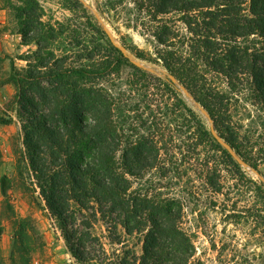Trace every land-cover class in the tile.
<instances>
[{"label":"trees","instance_id":"trees-1","mask_svg":"<svg viewBox=\"0 0 264 264\" xmlns=\"http://www.w3.org/2000/svg\"><path fill=\"white\" fill-rule=\"evenodd\" d=\"M138 2L140 10L145 11L154 25L161 27L155 34L159 44L175 50L162 58L169 72L163 79L142 74L144 70L113 44L100 25L95 26L93 32L106 42L109 54L99 44L88 56L98 55L97 69L70 67L65 58H58L51 51L57 35L53 27L44 23L45 13L40 3L20 0L21 7L12 5L17 12L23 44L34 43L38 47L33 67L30 65V69L21 72L13 65V72L1 83L16 88L17 105L25 121V150L17 160L18 180L24 186V172H29L68 249L79 261L91 260L85 245L88 239H95L89 230L95 221L103 219L115 228L121 226L129 235L145 234L141 264H194L195 246L181 226L182 209L178 203L133 192L131 178L141 179L145 171L160 162L165 151L159 137L163 133L155 126L146 135L140 134L135 126L127 128L124 117H121L123 122L117 116L118 113L124 115L122 102L95 83L111 75L115 63V67L129 65L141 74L142 79L137 81H143L142 87L149 93L159 85L181 95V85L209 114L219 138L239 153L235 145L238 133L226 95L200 69V58L202 55L207 59L217 58L212 67L228 78L239 70L250 71L264 99V0ZM171 14H178L189 35L167 26L174 23L165 20ZM65 32L64 29L59 31ZM252 36L259 38L262 48L249 54V48L241 49L239 44ZM178 41L183 43L179 50L175 45ZM186 47L188 50L184 53ZM0 62H3L1 58ZM170 75L179 85L171 81ZM188 110L197 129L196 143L207 137L223 147L204 117ZM12 122L10 117L0 114V126ZM244 161L250 165L248 160ZM14 181L3 178L1 189L5 198L14 187ZM79 221L88 232L78 230ZM15 224L10 264H31L34 253L42 247L38 229L31 218H16ZM0 264L7 263L0 257Z\"/></svg>","mask_w":264,"mask_h":264},{"label":"rangeland","instance_id":"rangeland-1","mask_svg":"<svg viewBox=\"0 0 264 264\" xmlns=\"http://www.w3.org/2000/svg\"><path fill=\"white\" fill-rule=\"evenodd\" d=\"M37 1L45 13L44 23L56 31L51 51L58 58H65L68 66L98 68L100 59L96 53L95 58L88 57L93 54L91 51L99 44L106 52L109 50L93 28L107 25L114 38L113 44L124 48L131 61L134 59L143 65L142 74L158 77V80L169 75L162 58L175 50L159 44L155 34L161 27L154 25L145 11L140 10L138 0ZM12 5L22 6L20 0H0V58L3 60L0 62V114L13 120L10 125L0 126V257L10 264L15 219L31 218L38 229L39 244L42 242L31 264H141L145 234L129 235L121 226L115 228L103 219L95 221L89 230L95 239H88L85 245L91 260H77L47 211L29 172H24V186L18 180L17 160L25 150V121L17 105L16 88L1 83L13 72V65L21 72L30 69V65L33 67L38 47L34 43L23 44L17 12ZM167 19L174 21L167 26L180 29L184 35L188 33L178 14H171ZM63 29L66 32L59 33ZM259 42L257 36H252L241 40L239 45L241 49L249 48L252 54L262 48ZM175 45L179 50L183 43L178 41ZM187 50L186 47L184 53ZM216 59L202 55L199 67L226 95L238 133L235 145L239 153L222 138L224 148L207 137L196 143L197 129L188 109L200 113L210 131L211 124L200 110L201 105L190 93L187 96L181 90L183 86L178 81L175 84L179 85L181 95L159 85L155 91L150 88L149 93L142 87L143 81H137L142 79L141 74L129 65L115 67L114 63L111 75L96 80L95 85L110 91L122 102L124 115L118 113L117 116L124 117L127 128L135 126L140 134L146 135L155 126L163 133L159 137L165 151L160 162L145 171L141 179L131 178L133 192L178 203L182 209L181 226L195 246L192 262L264 264V182L254 172L264 178V99L250 71L239 70L228 78L212 67ZM153 92L155 94L150 95ZM145 125L142 130L141 126ZM212 125L215 128L213 120ZM244 160L250 162V165L246 163L250 168L243 166ZM4 177L15 180L7 198L1 189ZM80 221L83 218L80 217ZM80 221L78 230L86 232Z\"/></svg>","mask_w":264,"mask_h":264},{"label":"water","instance_id":"water-1","mask_svg":"<svg viewBox=\"0 0 264 264\" xmlns=\"http://www.w3.org/2000/svg\"><path fill=\"white\" fill-rule=\"evenodd\" d=\"M98 18H99L100 21H102V20L100 19L99 16H98ZM104 29H105V31L109 34L110 39L114 41L113 35L110 33V31H109L107 25L104 26ZM116 46H118V45L116 44ZM118 47L122 50V52H123L126 56H129L128 53L126 52V50H125L124 48H121L120 46H118ZM129 57H130V56H129ZM132 61L134 62V64H135L136 66H138V67H140V68H143V65H142V64L138 63V62L135 61L134 59H133ZM170 79H171V81H173L174 83H177L175 77L170 76ZM180 88H181V90H183V92H184L187 96H189V91H187L184 87H180ZM200 110H201L202 113L208 118V120H209V122H210V124H211V132H212V134L215 136V138H218V137H219V136H218V133L215 131V128H214V126L212 125V119L209 117V115L207 114V112H206L204 109L200 108ZM218 139H219L220 142L225 146V144L221 141V139H220V138H218ZM243 166L250 168L249 166H247L246 163H243ZM254 172H255V173L260 177V179L264 182V178H263L259 173H257L256 171H254Z\"/></svg>","mask_w":264,"mask_h":264}]
</instances>
